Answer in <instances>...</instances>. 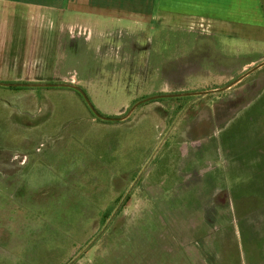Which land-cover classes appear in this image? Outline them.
<instances>
[{
    "label": "rangeland",
    "instance_id": "374dc122",
    "mask_svg": "<svg viewBox=\"0 0 264 264\" xmlns=\"http://www.w3.org/2000/svg\"><path fill=\"white\" fill-rule=\"evenodd\" d=\"M52 17L0 14V81L72 82L106 116L122 115L148 95L229 82L197 81L195 72L201 67L196 64L202 63V49L210 43L198 32L173 31L165 37L160 29L152 31L155 35L144 31L137 43L133 24L122 19L110 23L108 31L127 29L123 37L133 46L121 50L113 44L97 52L86 41L87 20ZM88 22L92 29L106 28ZM104 51L112 56L122 51L127 58L139 53L145 61L124 66L100 56ZM235 63L203 68L225 73L218 80L234 73L231 81L248 69L239 60ZM263 82L264 66L224 94L150 100L121 121L95 117L82 96L68 87L0 85V264H228L221 253L231 245L237 255L228 258L229 264L264 263V206L255 204L257 194L245 195L253 208L250 212L243 206L242 213L243 218L251 215L261 232L262 251L254 258L244 238L238 235V244H232L227 234L239 219L227 191L202 198L197 210H180L174 199L181 192L170 194L169 177L165 186L160 183L164 167L153 162L164 149L157 146L171 131L168 138L175 137L177 128H185L180 137L193 147H174V153L185 157L187 149L194 151L197 127L202 126L197 109L203 107L199 110L210 132L212 118H227L225 103L233 105L229 113L237 110L249 100L245 91H258ZM177 87L187 90H170ZM215 165L205 162L200 171L195 162L178 165L173 185L185 178L181 189L186 190L191 177L213 171ZM222 205L231 207L227 216L224 207L217 208ZM227 218L229 223H220Z\"/></svg>",
    "mask_w": 264,
    "mask_h": 264
},
{
    "label": "crops",
    "instance_id": "0c3cea01",
    "mask_svg": "<svg viewBox=\"0 0 264 264\" xmlns=\"http://www.w3.org/2000/svg\"><path fill=\"white\" fill-rule=\"evenodd\" d=\"M0 14H9L10 16L17 14L20 17L23 14H50L53 16L52 18H61L68 15L75 18V20H87L84 23L89 27L86 41L89 45L94 44L93 46L97 52L100 47L105 50L113 44H115V48L122 47L121 50L126 49L125 46L130 47L129 44L133 46L123 37V30L127 29L121 28L108 31L110 23L120 22L122 19H127L133 24L135 42L137 43L140 42V36L138 37V35L141 34L140 32L144 33V31L152 34V31L155 30L156 32L157 29H160L164 31L165 37L173 31L179 34L198 32L206 35L210 43L208 44L207 41L209 46L202 49L205 50V52H201L202 63L196 64V67H201V69H197L195 74L198 76V82L203 81L208 84L230 82L234 73H231L229 78L218 80L220 79L218 74L225 73L213 69H206L205 71L203 67L230 66L235 65V62L239 60V66L246 69L264 60V0H0ZM88 21L93 22L94 26L105 24L106 28L99 30L94 27L96 30L92 29L87 25L89 24ZM2 34L0 38L3 39ZM131 42L135 43L134 41ZM105 52H102L100 56H103L106 60L121 62V65L124 66H140L145 61L139 53L136 57L133 55L131 58H127L123 56L122 51L121 53H119L120 51L117 52L114 55L115 57L112 56L113 54ZM220 61L225 62L221 63ZM228 61H231L232 64ZM148 64L150 65V63ZM153 65L155 64L153 63ZM184 81H187V78ZM207 89L211 88L208 87ZM170 90H187V87H177ZM226 90L215 93L224 94L227 92ZM247 94L249 100L242 107L231 111V113L228 110H232L233 105L228 102L225 103L224 111L227 112L224 113L228 115L227 118L223 121L217 119V122H212L214 120L212 118L210 132L209 127H207L209 124L205 125V121H207L205 120V114L204 112L200 113L199 110L203 107L197 109V120L202 121L200 123L202 126L197 127L196 141L199 142L194 151H192V148H189V151L186 150L187 155L185 157L182 154H175L173 148H181V146L187 148L189 145L193 147L192 142L186 143L183 141L181 134L185 131V128L179 130L174 125L173 130L176 128L178 130L176 136L168 138L171 131L163 140V143L157 146V149L160 146H164V149L160 154L155 155L156 161L153 162L156 167H159V165L164 167L163 179L160 183L165 186L166 178L169 177L170 194L173 195V192L178 189L181 192V196L174 199L175 202H180V205H175V208L180 210H197L199 205L202 204V198L216 192L227 191L235 202L239 218L238 220L235 218L236 228L232 227V231L227 234L229 237H233L232 244H238L236 236L240 235L244 238L249 244L248 252L251 257L257 258L258 252L260 254L263 247V242H259L257 239L261 232L255 228L257 224L253 221L251 215L243 218L242 213L243 206H247L246 210L250 212L253 208L245 197L249 193L257 194L255 204L264 206V82L261 83L258 91H245V96ZM185 109H187V106L182 111ZM210 141L213 142L210 143ZM175 157L177 158L175 159ZM186 157L189 158L186 160ZM193 162L198 165L197 171L203 170L205 162L214 163V165L222 162L224 166L218 168L215 165L213 171L203 172L202 174L198 172L196 176L190 178V180H194L191 185L189 184L190 186L185 187L186 190L181 189L182 181L186 182L185 178H180L178 187L173 185L176 182V170H181L184 164L187 165ZM178 165L181 166L180 169ZM188 167L189 165L186 170ZM168 169L171 171L169 176ZM188 172L190 174L192 171L188 169ZM182 177L184 176L182 175ZM195 182L196 186L193 185ZM198 197H201V200L195 202L198 201ZM221 207L225 208V210L223 208V211H226V216L230 214L231 207L229 205H222L217 208L222 210ZM262 220L264 223V218ZM223 222L229 223L228 218L227 220H220V223ZM222 239L224 240L223 236ZM229 245L231 243H228ZM217 246L218 244L213 245L215 252H218ZM226 250L227 247L221 253V257L230 263L228 258L232 261L237 253L234 251V245Z\"/></svg>",
    "mask_w": 264,
    "mask_h": 264
},
{
    "label": "water",
    "instance_id": "95a60500",
    "mask_svg": "<svg viewBox=\"0 0 264 264\" xmlns=\"http://www.w3.org/2000/svg\"><path fill=\"white\" fill-rule=\"evenodd\" d=\"M264 65V60L260 61L259 63L255 64L254 66L248 68L245 70L243 73L238 75L236 78L228 82L227 84L216 87V88H211V89H203V90H193V91H183V92H165V93H158V94H152L145 96L136 102H134L128 110L119 116H106L101 114L90 102L89 97L87 93L81 88L80 86L73 84L72 82H8V81H0L1 86H12V87H18V86H35V87H68L71 88L75 91H77L82 98L84 99L85 103L93 113V115L101 120H108V121H121L126 118H128L131 113L134 111V109L140 105L141 103L150 101V100H155L159 98H167V97H180V96H193V97H200L206 94L210 93H215V92H220L224 91L228 88H230L232 85L236 84L237 82L241 81L245 76L253 72L254 70L258 69L259 67Z\"/></svg>",
    "mask_w": 264,
    "mask_h": 264
},
{
    "label": "trees",
    "instance_id": "16d2710c",
    "mask_svg": "<svg viewBox=\"0 0 264 264\" xmlns=\"http://www.w3.org/2000/svg\"><path fill=\"white\" fill-rule=\"evenodd\" d=\"M10 88H15V89H17L18 87H12V86H9ZM159 99H163V98H159ZM107 213V212H106ZM111 213V212H110ZM110 213H108L107 215H106V217H105V219L110 215Z\"/></svg>",
    "mask_w": 264,
    "mask_h": 264
}]
</instances>
